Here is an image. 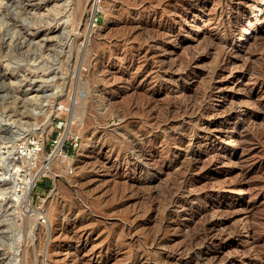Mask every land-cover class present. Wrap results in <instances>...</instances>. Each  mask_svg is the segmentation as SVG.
I'll return each instance as SVG.
<instances>
[{"label":"rangeland","instance_id":"rangeland-1","mask_svg":"<svg viewBox=\"0 0 264 264\" xmlns=\"http://www.w3.org/2000/svg\"><path fill=\"white\" fill-rule=\"evenodd\" d=\"M133 263L264 264V0H0V264Z\"/></svg>","mask_w":264,"mask_h":264},{"label":"bare ground","instance_id":"bare-ground-1","mask_svg":"<svg viewBox=\"0 0 264 264\" xmlns=\"http://www.w3.org/2000/svg\"><path fill=\"white\" fill-rule=\"evenodd\" d=\"M102 4V3H101ZM101 4L99 5V6H101ZM100 88V87H99ZM205 91V90H204ZM103 97V96H102ZM99 100V99H98ZM97 100V101H98ZM103 101V100H102ZM111 101V100H110ZM100 102V101H99ZM107 102V101H106ZM104 103V102H103ZM110 103H112V102H110ZM114 103V102H113ZM109 105V104H108ZM115 105V104H114ZM200 105V104H199ZM105 106H106V104H105ZM14 110V109H13ZM125 113V112H124ZM127 114H128V112H127ZM52 122V121H51ZM132 129L133 128H131V129H129V130H131L132 131ZM130 133V132H129ZM128 134V133H127ZM130 136V135H129ZM136 136V135H135ZM134 142V141H133ZM62 143H63V139H61L60 140V142H59V144H58V146L56 147V150H55V155H53V156H55V160L54 161H50V162H47V163H45V164H43L42 166H41V168L39 169L38 168V170L37 171H34V173H35V176H33V175H31V177H29V179H27V181L25 182V184H23L22 185V187H23V190H22V193H21V200L23 201V206L25 207V209H26V211H30V213H32L33 211H35V212H37V214H39V213H42V211L40 210V209H38V208H36L35 206H33L32 204H31V190H32V188H33V185H34V181H35V179L36 178H38V177H40L41 175H52L53 177H54V179L55 180H58L57 178H58V176H60V170H59V166H60V161H59V163L57 164L56 162L58 161V159L59 158H66L67 157V155L66 154H64V152H63V149H62ZM132 146V145H131ZM44 146L42 145L40 148L42 149ZM137 147V146H136ZM119 150V149H118ZM142 149H141V147H138L137 148V152H139L140 154L139 155H143L144 153H142L141 154V151ZM50 155H52V154H50ZM41 156H42V154H41ZM44 156V155H43ZM138 156V155H137ZM139 157V156H138ZM48 159V158H47ZM138 159V158H137ZM147 159V158H146ZM146 159H139V160H135L138 164H142V166H145V163H146ZM46 160V159H45ZM145 160V161H144ZM48 161V160H47ZM45 162V161H44ZM65 161H63V163H64ZM134 162V161H133ZM62 164V163H61ZM147 164V163H146ZM63 165V164H62ZM64 165H65V163H64ZM140 168V167H139ZM145 169V168H144ZM60 179V178H59ZM61 181V180H60ZM56 183H58V181H56ZM56 186V185H55ZM56 188H57V186L53 189V191H52V193H50L51 195H53V194H55L56 193ZM50 195V196H51ZM179 200V199H178ZM185 205V204H184ZM48 210L46 209L45 211H43V212H45L44 213V215H46V216H48V214L47 213H49V212H47ZM215 214V213H214ZM203 215V214H202ZM204 216H205V214H204ZM49 217V216H48ZM48 219V218H47ZM204 219V218H203ZM207 222V221H206ZM210 222V221H209ZM204 223V222H203ZM163 224V223H162ZM168 224V223H167ZM166 224V225H167ZM199 224V223H198ZM164 225V224H163ZM203 225H206V223L205 224H203ZM203 225H201V226H203ZM170 226V225H169ZM167 227V226H166ZM187 227V226H186ZM193 227V226H192ZM159 228V227H158ZM163 228V227H162ZM186 229V228H185ZM200 231V230H199ZM197 232L196 233V238L197 239H201V238H206L207 237V234H209L208 232H207V225H206V227H202V230L200 231V232ZM187 234V233H186ZM155 236V235H154ZM158 236V235H157ZM188 236V235H187ZM186 237V236H185ZM157 238V237H156ZM154 239V238H153ZM152 239V240H153ZM212 239V238H211ZM161 240V239H160ZM191 240V239H190ZM192 241V240H191ZM202 241V240H201ZM205 241V240H204ZM214 241V240H213ZM162 242V241H161ZM165 242V241H164ZM183 242V241H182ZM195 243V242H194ZM217 243V242H216ZM209 245V244H208ZM188 246V245H187ZM189 246H190V244H189ZM195 246V245H194ZM193 246V247H194ZM193 247H192V245H191V248L193 249ZM183 248H185V247H183ZM191 248H189V249H191ZM195 248V247H194ZM174 249V248H173ZM181 250V249H180ZM175 251V250H174ZM173 251V252H174ZM140 254V253H139ZM173 254V253H172ZM142 255V254H141ZM219 255V254H218ZM135 256V255H134ZM161 256V255H160ZM141 257V256H140ZM134 258V257H133ZM198 259V258H197ZM207 259V258H206ZM165 260V259H164ZM207 262H208V260H207ZM196 263V262H195ZM134 264V263H133ZM203 264V263H202ZM205 264V263H204ZM206 264H209V263H206Z\"/></svg>","mask_w":264,"mask_h":264},{"label":"built area","instance_id":"built-area-1","mask_svg":"<svg viewBox=\"0 0 264 264\" xmlns=\"http://www.w3.org/2000/svg\"><path fill=\"white\" fill-rule=\"evenodd\" d=\"M59 138H60V136H59ZM59 138L57 139V143L59 142ZM41 141H42L41 137H39L37 139L30 140L28 143H26L24 145H21V150L20 151H21L22 154L26 155V157L29 159V161L31 163L32 170L24 178L19 177L17 182L15 183L16 191H17L18 195H20L22 193L23 188L21 187V184H24V180L27 179L28 177H30L31 175L35 176V173H33V172L37 169V167L39 165V162H40L38 155H39V153L41 151L40 150L41 149L40 147L42 146ZM63 143H62V145H63ZM62 149H63V147H62ZM51 153H49L48 155H50ZM39 179H40V177L35 179L33 188L31 190V195H32V192H33L34 188L37 186ZM31 204L33 205L32 198H31ZM35 207H38V209H40L42 211V213L38 214L39 218L45 219V215H44L45 212H43V211H45L44 206L40 204V205L35 206Z\"/></svg>","mask_w":264,"mask_h":264}]
</instances>
